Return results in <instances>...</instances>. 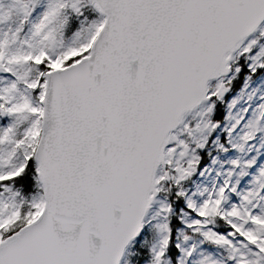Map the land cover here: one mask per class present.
Returning <instances> with one entry per match:
<instances>
[{
	"label": "snow or ice",
	"instance_id": "1",
	"mask_svg": "<svg viewBox=\"0 0 264 264\" xmlns=\"http://www.w3.org/2000/svg\"><path fill=\"white\" fill-rule=\"evenodd\" d=\"M0 264H264V0H0Z\"/></svg>",
	"mask_w": 264,
	"mask_h": 264
}]
</instances>
